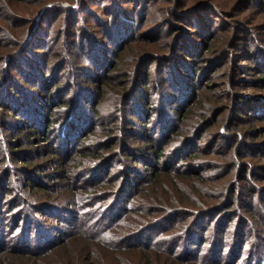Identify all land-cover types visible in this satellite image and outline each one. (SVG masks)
Segmentation results:
<instances>
[{
	"label": "rangeland",
	"instance_id": "rangeland-1",
	"mask_svg": "<svg viewBox=\"0 0 264 264\" xmlns=\"http://www.w3.org/2000/svg\"><path fill=\"white\" fill-rule=\"evenodd\" d=\"M70 101L91 122L64 149ZM263 209L264 0H0V264L247 263ZM27 217L56 243L13 250Z\"/></svg>",
	"mask_w": 264,
	"mask_h": 264
},
{
	"label": "trees",
	"instance_id": "trees-1",
	"mask_svg": "<svg viewBox=\"0 0 264 264\" xmlns=\"http://www.w3.org/2000/svg\"><path fill=\"white\" fill-rule=\"evenodd\" d=\"M93 3H95V2H93ZM200 5L201 4L197 5L195 8H198ZM121 9L122 8H120V9L116 8V13L119 10V12L121 14H123ZM122 16H124V17L122 19H120V22H119L120 24L119 25L115 26V24L112 23V25H108L107 26V31H108L107 32V37H108L109 40H111V41H106L108 46L105 45V42L103 40H100L101 43L95 45V47H94L95 50L94 51H96L97 54H98L96 59H99V60L94 59L97 62L99 61V63H96V65L101 64V63H103V62H105L107 60V58H108L107 55L112 51L110 49L111 48L110 45H113L114 47H117L120 42H125L124 41L125 37L129 36V33L131 31L128 28L130 26V22L127 19L128 15H122ZM117 18H118V16H116V18H114V20L116 21ZM117 22H118V20H117ZM104 46H106V48H104ZM127 46L128 45L126 43V45H124L122 49L118 50V55H117L118 58H122V55H123L122 53L125 52L126 49H128ZM154 46H156V45H154ZM91 52H93V51H90L89 53H91ZM29 60L30 59H28V58L25 60V63L28 64L27 65L28 66V70L27 71H29V73L31 75L36 76L37 73L36 72L34 73L35 70L34 71L32 70L33 68H35V66L33 64H29L30 63ZM112 64H114L113 66H117L118 63L117 62H113ZM258 64H261V63L258 62ZM182 86H184V85H182ZM40 110L41 111H39L38 108L37 109L33 108L32 111L36 115H34L31 112V114H33L31 116V118H33L34 121L36 122V124L42 129V128H45V126L47 125V123L45 124V119H46L45 116L46 115H44V114H46V111L44 112L42 106H41ZM65 110H66V116H67L65 118L66 121H62L60 124H57V129H59L60 131L63 132V135L62 134L61 135L58 134L59 141L62 144H64V146H62V145H60V146H61V148L64 147V149H67L68 146H70L73 143L72 141H74V139L77 137L79 132L82 131V127L83 126L86 127L88 124H90V122H91V117H90L91 114H90V112L89 113L85 112L81 107L79 108L78 105L76 106V102L72 103V101H70V104L66 107ZM80 115H82L81 118L79 117ZM171 120L172 119L170 118L169 120L167 119V121L165 119H164L163 122L159 121V122H161V126L160 127L164 128L163 129L164 130V132H163L164 136L167 135L168 129H166V127L171 122ZM157 125H158V121H157ZM46 127H47V130H49V126H46ZM147 136H149V135H147ZM189 156H194V154H190ZM112 206H111V209H110V207H105L103 209L102 213L100 214V216L98 217L99 220L100 219H102V220L106 219V220L104 221L105 225L102 226V228L99 231H97V234L103 233L104 232V228L106 229V227H109V226L113 225L115 222H117L123 216L124 212L122 211L123 210L122 205H120V206L118 205V207H116L115 209ZM256 218L257 219H256L255 223H256L257 230H256V233L255 232L254 233L256 234L257 239H259L258 243H259L260 247L262 245L264 247V244H262L263 241H262V235H261V231H264V209L261 210V212H259V211L257 212ZM33 226H36V235L37 236L35 238H36L37 243L35 244V247H36V251L38 253L46 251L48 248L53 246L54 243H56V240L53 239L55 237H52V234H51L52 232L51 233L48 232L49 229L43 227L40 223H34L33 224V220L30 219V217H27L25 219L24 230L21 232L20 236L12 244L13 245L12 246L13 250L26 251L28 249H31V248H28V247L26 249H24V247L27 246L26 242L28 241V237H29L28 236V231H29L28 229L32 228ZM58 229H59L58 232L63 233L62 228H58ZM0 231H1V229H0ZM0 234H1L0 235V247L3 248V245H5L7 240L2 237L3 235H2L1 232H0ZM147 238H149V236H147ZM216 244H217L216 241H214L213 242V247L214 248H216ZM235 247L237 248L236 245L234 246V248ZM215 255H216V257H215ZM262 255L264 256V249H263V251L261 253L257 254L254 257L253 256H249V260L247 261V263H245L246 261H244L241 264H259V263H262ZM214 258H217V254L213 252V256L211 258V261L213 263L215 262ZM260 259H261V262H260Z\"/></svg>",
	"mask_w": 264,
	"mask_h": 264
}]
</instances>
